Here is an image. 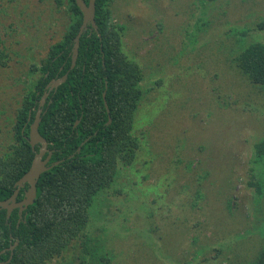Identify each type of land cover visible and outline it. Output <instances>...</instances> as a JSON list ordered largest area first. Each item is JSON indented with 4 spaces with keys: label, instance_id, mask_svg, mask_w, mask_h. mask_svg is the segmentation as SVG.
Listing matches in <instances>:
<instances>
[{
    "label": "rangeland",
    "instance_id": "1",
    "mask_svg": "<svg viewBox=\"0 0 264 264\" xmlns=\"http://www.w3.org/2000/svg\"><path fill=\"white\" fill-rule=\"evenodd\" d=\"M109 5L144 77L134 120L142 141L134 163H120L110 195L98 198L83 236L49 264H257L264 224L245 211L264 200L250 186L264 177L255 151L264 142V85L234 60L249 43L264 44V28L246 27L264 19V0ZM70 22L66 0H0V152L15 143L27 88Z\"/></svg>",
    "mask_w": 264,
    "mask_h": 264
},
{
    "label": "trees",
    "instance_id": "2",
    "mask_svg": "<svg viewBox=\"0 0 264 264\" xmlns=\"http://www.w3.org/2000/svg\"><path fill=\"white\" fill-rule=\"evenodd\" d=\"M66 1L70 25L62 39L50 48L49 56L41 62L40 78L34 80V87L27 88L26 93L27 97L30 95L27 100L38 99L37 88L43 89L51 80L68 75L57 91L51 93L40 128L49 147L55 150L52 161H63L38 180L37 197L25 215V222L17 227V211L10 219L4 210L0 211V252L9 247L11 234L19 242L7 264H49L68 249L73 239H80L100 195H110L108 190L120 171V163L124 167L134 163L142 141L135 134L134 120L145 94L144 77L139 65L124 52L118 30L110 22L109 0H96L97 28L92 34L87 31L81 36L74 68H71V49L83 15L75 0ZM246 21V27L264 28V19ZM234 61L253 83L264 85L263 43H249ZM78 120L80 123L75 128ZM25 125L24 135L28 136L30 123L27 110L22 108L14 124L15 143L0 152V201L12 196L15 183L32 165L31 146L22 134ZM255 149L257 159L264 160V142ZM263 184L264 177L250 182L262 196ZM23 196L21 192L19 198ZM250 205L246 207L245 217L252 224H264V200L255 204L257 211L253 202ZM231 209L228 203L227 210L231 212ZM245 230H251L249 225L241 231ZM214 251L218 256L220 251ZM9 257L10 253L3 254L0 262ZM257 264H264V249Z\"/></svg>",
    "mask_w": 264,
    "mask_h": 264
},
{
    "label": "water",
    "instance_id": "3",
    "mask_svg": "<svg viewBox=\"0 0 264 264\" xmlns=\"http://www.w3.org/2000/svg\"><path fill=\"white\" fill-rule=\"evenodd\" d=\"M77 6L80 8L81 12L83 13V24L81 26V29L75 39V49H74V59H73V66L75 65V62L77 60L78 56V50L80 46V38L85 31L86 27L90 24L94 29L97 28L96 21H95V12H96V0H89V3L87 4L84 0H75ZM67 79V75L63 76L60 79L52 80L50 83L51 88H58L61 84H63ZM48 94H45L42 100V104L45 102L46 97ZM106 107L108 109V106L106 104ZM40 112L37 116L36 122L32 127V141L31 145L33 146L35 144V141L38 140L42 144V148L40 150V154L37 155L36 159H34L30 169L24 174L23 177H21L15 184V192L14 194L7 200L0 201V208L1 209H7L9 214L14 208H19L20 215L23 211H25L29 206L33 205L36 197H37V183L40 178V175L49 168L45 167V163L47 161H41V156H43L44 152L48 150L49 143L44 137H40V135L37 132V126L40 122ZM109 122H111V118H109ZM30 141V140H29ZM55 165H59V162L54 163L52 167ZM50 167V169L52 168ZM26 184L28 185L27 189L25 190V197L22 201L19 203L16 201L17 196L21 189L25 188ZM18 245L16 243L14 246L10 248L11 254L7 261L0 262V264H7L9 263L14 254V249Z\"/></svg>",
    "mask_w": 264,
    "mask_h": 264
},
{
    "label": "flooded vegetation",
    "instance_id": "4",
    "mask_svg": "<svg viewBox=\"0 0 264 264\" xmlns=\"http://www.w3.org/2000/svg\"><path fill=\"white\" fill-rule=\"evenodd\" d=\"M85 1V0H84ZM76 2V1H75ZM86 2V1H85ZM87 3V2H86ZM88 4V3H87ZM82 15H83V13H82ZM82 24H83V21H82ZM82 26V25H81ZM80 29H81V27H80ZM80 29H79V31H80ZM93 30H94V28L89 24L88 25V27H86V29H85V31L83 32V34L85 33V32H87V31H90V33L92 34L93 33ZM79 33V32H78ZM82 34V35H83ZM78 35V34H77ZM77 35H76V37H77ZM76 37H75V39H76ZM75 39H74V44H73V46H72V49H71V68H74L75 66H76V63H77V60H76V62H75V65L73 66V59H74V49H75ZM80 47V46H79ZM78 53H79V50H78ZM77 58H78V56H77ZM62 69V68H61ZM65 75H67V74H65ZM65 75H63V76H65ZM62 76V77H63ZM61 77V78H62ZM67 77H68V75H67ZM58 79H60V78H58ZM53 80H57V79H53ZM67 80V79H66ZM52 81V80H51ZM51 81L50 82H48L44 87H43V89H42V86H40L39 87V89L37 88L36 89V96H38L39 98L37 99V98H34V99H32V101H30V100H25V103L23 104V107L22 108H24V109H26L27 110V121H29V123H30V125H29V134H28V136H29V144H30V146H31V150H32V154H33V159H32V163H33V161H34V159H36V157H37V155H39L40 154V150H41V148H42V144L40 143V141H38V140H36L35 141V144L32 146L31 145V141H32V127H33V125L35 124V122H36V119H37V116H38V114H39V112H40V118H41V120H40V122H39V124H38V126H37V132H38V134L40 135V137H43L42 136V133L40 132V128H41V122H42V116L45 114V107H46V104H48L51 100H50V96H51V93L52 92H54V91H57V89L59 88H51L50 87V83H51ZM45 94H48V96L46 97V99H45V102L42 104V100H43V97H44V95ZM30 105V107L27 109V107ZM33 115H34V117H33ZM32 120V121H31ZM80 123V120H78V121H76V123L74 124V127L75 128H77V126H78V124ZM111 122H108V124H110ZM27 125V124H26ZM26 125L23 127V131H22V134H23V137L27 140V136L26 135H24L25 134V131H26ZM54 155H55V150H53V149H51L49 146H48V150L47 151H45L44 152V154H43V156H41V161L43 160V161H47L46 163H45V167L46 168H49V170H51L52 168H54V167H56V166H58V165H55L54 167H52V165H54V163H56V162H59V164L63 161V160H60V161H52V159H53V157H54ZM50 167H52L51 169H50ZM49 170H47L46 172H48ZM45 173V172H44ZM44 173H42L41 175H40V177L44 174ZM40 179V178H39ZM38 184V183H37ZM15 186V185H14ZM27 187H28V185L26 184V186H25V188L24 189H22L20 192H19V195L17 196V199H16V201L19 203L20 201H22L23 199H24V197H25V189H27ZM15 190H16V188H15ZM15 190H14V192H15ZM21 192H24V196H23V198L22 199H20L19 198V196H20V194H21ZM14 194V193H13ZM12 194V195H13ZM32 206V205H31ZM30 207V206H29ZM29 207L25 210V211H23L22 212V214L20 215V213H19V211H20V209L19 208H14L12 211H11V213L9 214V212H8V210L7 209H1L0 208V211H2V210H4L5 211V215H6V218L7 219H10V217L13 215V213L14 212H16L17 211V215H18V219H17V227L20 225V223L21 222H25V220H24V218H25V215H26V213H28V209H29ZM9 225H10V227H11V223H9ZM10 245H9V247L8 248H6V249H4L3 251H1L0 252V256H2L3 254H6V253H10L11 254V251H10V248L12 247V246H14L16 243H18V245H19V242L17 241V239L15 240L14 239V237H13V235L11 234L10 235ZM18 245L15 247V249L18 247ZM15 249H14V251H15Z\"/></svg>",
    "mask_w": 264,
    "mask_h": 264
},
{
    "label": "clouds",
    "instance_id": "5",
    "mask_svg": "<svg viewBox=\"0 0 264 264\" xmlns=\"http://www.w3.org/2000/svg\"><path fill=\"white\" fill-rule=\"evenodd\" d=\"M15 184H16V183H15ZM23 189H24V188H23ZM21 190H22V189H21ZM21 190H20V191H21ZM25 190H26V189H25ZM18 195H19V194H18ZM8 199H9V198H8ZM6 200H7V199H6Z\"/></svg>",
    "mask_w": 264,
    "mask_h": 264
}]
</instances>
